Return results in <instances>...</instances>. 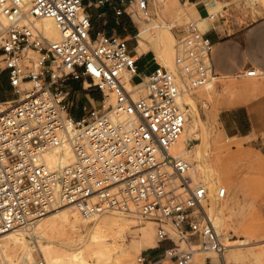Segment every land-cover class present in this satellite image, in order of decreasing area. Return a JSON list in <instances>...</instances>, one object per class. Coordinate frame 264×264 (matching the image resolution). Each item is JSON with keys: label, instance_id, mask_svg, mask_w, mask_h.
<instances>
[{"label": "built area", "instance_id": "2783aa9c", "mask_svg": "<svg viewBox=\"0 0 264 264\" xmlns=\"http://www.w3.org/2000/svg\"><path fill=\"white\" fill-rule=\"evenodd\" d=\"M114 1L0 0V88L8 92L0 95V234L29 228L61 205L86 218L117 211L155 222L158 247L168 244L157 255L141 252V264H197L200 252L220 257L205 264H227V237L215 226L210 189L174 152L188 120L181 93L217 76L214 43L190 21L177 33L176 71L158 66L145 75L130 39L93 33L88 6ZM119 1L130 10L117 8V15L134 17L137 7L150 18V0ZM46 18L57 23L59 39L38 26ZM73 80L90 102L79 118L72 113ZM92 89L99 99L91 98ZM65 144L73 158L52 168L46 155ZM227 192L222 186L216 195Z\"/></svg>", "mask_w": 264, "mask_h": 264}, {"label": "rangeland", "instance_id": "374dc122", "mask_svg": "<svg viewBox=\"0 0 264 264\" xmlns=\"http://www.w3.org/2000/svg\"><path fill=\"white\" fill-rule=\"evenodd\" d=\"M247 5L251 7L255 16L264 14V0H248ZM192 7L193 6L188 0H150L151 19L145 18L137 7L133 12L134 20L130 19L128 16L125 18V20H123L122 17L119 18V23L122 24L123 21H125L126 24L129 23L134 29L133 32H137V34L142 24L146 26V24H150L154 21L157 22V24L159 23V27L157 26V29L158 33H161L160 36L163 40L161 43L159 41L156 43L154 42L156 41L157 37L154 35L146 39H141L140 35H138V37L130 40L131 47H134L135 43L141 45L142 52H139V54H147L149 56L148 59H143L142 65L144 72H150L152 70L153 64L156 67L165 65L161 63L160 58V54L163 48L165 50V47L166 51H168L170 61L169 66H165L169 69H173L172 71H176L174 61L175 48L178 40L177 33L182 31L183 26L186 23L190 21H197V17H195L193 14ZM221 9L222 5L217 8V10ZM90 11L93 14L96 12L94 6L90 7ZM177 12L182 14L181 17L178 18L176 16L178 14ZM165 21L171 26V28H162L163 22ZM102 25V20L96 19L95 17L94 31L101 28ZM199 26L205 30V27L200 22ZM127 27L128 28L125 31V34L130 35L132 31L129 26ZM162 43H164V45ZM160 47H162V49ZM76 84L78 87H80L79 82ZM184 93L186 95L190 94L196 101L197 133H195L194 139H191L188 142L186 141L187 145L189 144L188 147L192 150L191 154L189 156H183L191 161L192 171L194 170V165L202 163L204 167L206 166L205 169L208 170L209 168H212L216 172L215 188H211L214 194L217 193L219 187L225 186L227 188V195L221 198L219 201L220 205H223L224 207L223 210L220 209L221 213L216 206L218 200H215L214 202L215 215L219 216L220 214L224 213L223 216H225L224 227L222 228V231L219 232L223 233L227 237V242L229 243H234L235 240L240 242L241 239H244L250 242V244L243 245V249L256 248V251H258L260 247H264V105H259L254 108L249 107L252 112L250 117L257 119L254 121H250L249 118L247 121L245 120L248 116L245 108L241 113V117L243 120L242 123L244 124V132L246 133H244L245 135H233V132L236 130L235 126L237 117H235V114L232 113L227 114V112H224L222 115L221 113L225 109L234 107L236 103L235 101H238L239 97L244 95L236 77H221L216 83H210L207 85L205 84L194 91H184ZM7 94L8 92H3V87H1L0 95L6 96ZM97 108L100 110V103H98ZM186 108L188 111V106H186ZM81 111L82 110L79 109V114H81ZM190 115L192 114H189V122L190 120L192 122L193 116ZM220 116H222L224 119H228V132L226 131ZM198 149L203 155L201 162H198L196 159V151H199ZM222 170L224 173H220ZM200 177L204 179L205 176ZM72 208L74 207L62 206L59 207L58 210L54 209L48 212L46 214L47 217L45 216L42 221L46 222L51 220L59 211H67V213L76 214L77 221L75 225L77 226L78 224L77 231H80L79 233L83 236V242L73 245L71 243L67 244V242L56 236L49 237L45 236V234H42V236L39 231L44 233L43 229L37 230L35 236L33 237H20V240L24 239L22 240L24 242L23 247L18 248L17 250H19V252L16 251L14 256L8 255L7 257H4L3 254L0 253V255H2L0 257V264H14V262H16L15 264H18V260H20L22 254L28 251L30 248L33 250L35 259L29 264L34 263V261L38 259H42L44 264H46L44 253L41 252L42 250L40 249L41 242L54 247L56 246L60 250H65L68 252L75 251L81 245L84 247L88 245L90 243L88 236H90V233L95 226L96 220L83 219ZM107 214V216L110 217H121L123 215V217L126 216L125 218L128 219L127 225H124L122 229L117 230L114 233H110L109 236H107V239L112 243H118L117 245L120 247V249H127L132 254V264H141L137 261V257L141 252H144L149 256L157 255L162 251V248L165 245H168L167 243H160V246L158 247L155 222L142 219L135 214L121 213L114 215L110 212ZM66 228L68 231H72L70 226H66ZM4 238L12 239L15 238V236L8 237L0 234V243L5 240ZM59 240H62L61 243ZM233 248L229 249L227 253L228 261L229 257L231 259ZM201 256V253L196 255L197 264H200ZM236 263L264 264V256L255 257V255H253L252 259L250 257L243 263L236 262L232 258L230 264ZM163 264L175 263H172L171 261H165ZM227 264L229 263L227 262Z\"/></svg>", "mask_w": 264, "mask_h": 264}, {"label": "bare ground", "instance_id": "6f19581e", "mask_svg": "<svg viewBox=\"0 0 264 264\" xmlns=\"http://www.w3.org/2000/svg\"><path fill=\"white\" fill-rule=\"evenodd\" d=\"M149 8H150V6H149ZM178 11H179V9H178ZM181 15H182L181 13H178L176 16L179 18V17H181ZM37 24L42 30H44V32L47 34V36L50 39L56 40V39L60 38L61 33L59 30V27L53 19L46 18V19L38 20ZM158 25H159V23L157 24V22H155L154 27L149 32H146L144 34V36L147 38H149L153 35L157 36L156 41H154L155 43L158 41L161 43L163 41L162 37L160 36L161 33H158V29H157ZM162 26H163L162 28H164V27L171 28V26L168 23H166V21L163 22ZM203 31H206V30H203ZM160 43H159V45H160ZM162 44L164 45V43H162ZM160 48L162 49V47H160ZM173 54H174V47H173ZM160 58H161L162 64L169 66V64H170L169 54H168V51H166V47H165V50L163 48V50L160 54ZM174 63H175V61H174ZM165 65H162V66H165ZM174 66H175V64H174ZM170 70H173V69H170ZM218 79H219V77L216 76L213 79H211L207 84L216 83V82H218ZM128 86L130 87V83H128ZM179 100H180L183 108L186 109V111H187L186 106H188V111H189V112L187 111L188 117H189V114H192L190 116H193V121L191 122V120H190V122H191L190 123L189 118H188L186 125H185V129L183 131V134L174 147V152H176L177 154L182 155V156L183 155L189 156L191 154L192 150H191V148L188 147L189 144L187 145V142L191 139H194L195 133H197L196 132L197 106H196V101L194 100V98L190 94L186 95L184 92H182ZM72 158H73V153H72L71 147L68 144H65L62 147H58L57 149L51 151L50 153H48L46 155V159L52 168H61L64 165H66ZM202 158H203L202 152L200 150L196 151V159L198 160V162H201ZM205 167H204V165H202V163H198L197 165H194V168H193L194 170L191 172L196 179L203 181L209 187L211 195H212L211 211L213 212L214 223H215L217 230L221 232L222 228L224 227V224H225V218H224L225 216H223L224 213L220 214L219 216L215 215V205H214L215 200H218L216 203V206L219 209V212H220V209L223 210L224 207H223V205L221 206L219 203L221 198H218L216 195L217 193L214 194L213 190L211 189L212 187L215 186L216 172L212 168H209L207 170V169H205ZM213 168H214V166H213ZM220 173H224L223 170ZM200 176H205V177H204V179H202ZM62 206L72 207L70 205H61L55 209L58 210L59 207H62ZM72 209L75 212H77L83 219H95L96 220L95 226H94L93 230L91 231L90 236H88L90 239L89 240L90 243L88 245H86L85 247L83 245H81L76 250L74 249L75 251L68 252L65 250H60L56 246L54 247L52 245L43 244L41 242L40 249L42 250L41 252L44 253L46 264H132V260H133L132 254L127 249H124V248L120 249V247L117 245L118 243L117 244L115 242L112 243L107 239V236H109L110 233H114L115 231L122 229L124 227V225H127L128 219L125 218L126 216L123 217V215H122L121 217H115V216L110 217V216H107L108 215L107 214L108 212H107L105 214H102V215H99V216H96L93 218H86V217H83L75 208H72ZM50 211H52V210H50ZM114 212H117V211H112L110 213H112L114 215L123 213V212H118V213H114ZM47 213H45L44 215L37 218L35 223L29 228L12 230V231L1 234L3 236H8V237L9 236L10 237L15 236V238H12V239H5L4 238L5 240L3 239L4 241L2 243H0V253H2L4 257H7L8 255L14 256L16 254V251L19 252V250H17V249L20 247H23L24 242L22 240H24V239L20 240L21 239L20 237H33V236H35L36 231L41 230V229H43V232H44V233H41L42 231H39L41 235L45 234V236H49V237H55L56 236V237L62 239L63 241L67 242V244L71 243L73 245V244H78V243L83 242V236L79 233L80 231L79 232L77 231L78 224H77V226L75 225L76 221H77L76 214L67 213V211L66 212L59 211L55 214L54 218H52L51 220H48L46 222L45 221L43 222L42 220L44 219V217L46 216ZM49 217H51V216H49ZM66 226H70L72 231H68ZM84 228H85V226H84ZM110 238H112V237H110ZM61 241L59 240L60 243H61ZM57 242H58V240H57ZM247 244H250V242H248L247 240H244V239H241L240 242L238 240H235L234 243L228 242L229 247L223 253L224 259L230 264L232 258L236 262H240V263L242 262L243 263V262L247 261L250 257L252 259L253 255H255V257L264 256V247H262V248L260 247L258 251H256V248L243 249L242 246L247 245ZM233 247H238V248H233ZM232 248H233V250H232V254H231V259L229 257V261H230L229 262L227 259V253H228L229 249H232ZM200 253L202 254L200 264H205L207 257H211L212 261L216 262V263H218L220 261L219 255L215 252H200ZM1 256L2 255H0V257ZM34 259H35V257L33 254V250L30 248L28 251H26L22 254L20 260H18V259L17 260L19 261L18 264H29ZM15 263L16 262H14V264ZM244 264H246V263H244Z\"/></svg>", "mask_w": 264, "mask_h": 264}, {"label": "crops", "instance_id": "0c3cea01", "mask_svg": "<svg viewBox=\"0 0 264 264\" xmlns=\"http://www.w3.org/2000/svg\"><path fill=\"white\" fill-rule=\"evenodd\" d=\"M87 4L90 1L85 0ZM186 1V0H185ZM193 6V14L207 31L208 36L214 43L212 52V62L217 77H236L238 79L241 91L244 95L239 97L238 101H235V105L232 108L225 109L224 112L235 114L237 117L235 131L233 135H245L244 124L242 123L241 113L246 108L248 113L247 119L254 121L257 119L251 118L252 114L249 107H256L264 105V14L255 16L251 7L247 5L248 0H188ZM222 5L221 10H217ZM93 7V5H91ZM90 5L88 11L93 18V33L106 32V33H118L119 35L128 39H134L140 35L141 39H146L144 36L146 32H149L155 25V21L150 24H143L140 26L139 32H133L134 29L129 23L125 21L119 23V18H127V16L134 20L128 12L122 15L116 14V9H127V4L121 3L119 0H115L114 3L106 7H95L96 12L93 14L90 11ZM211 13H216V18L209 19ZM102 20V27L94 31V19ZM151 19V17L149 18ZM120 24V25H119ZM127 26L131 29V34H125ZM141 30V31H140ZM137 34V35H136ZM139 42V38H138ZM138 50L140 56L139 64L145 75L152 72L156 66L152 65L150 72H144L143 59L149 58L147 54H139L141 51V45L136 44L132 49ZM158 67V66H157ZM257 69L259 75L249 76L240 74L247 69ZM77 82L80 83V87L77 86ZM69 87L74 90L78 96L77 106L72 109L73 115L81 117L83 114V107H89L90 102L86 97V91L82 87L80 80L69 81ZM84 92V93H83ZM91 98L95 100L99 99L100 93L97 89L90 91ZM85 99V100H84ZM248 107V108H247ZM81 109V114H79ZM221 121L224 123L225 129L228 132V119L222 118Z\"/></svg>", "mask_w": 264, "mask_h": 264}]
</instances>
